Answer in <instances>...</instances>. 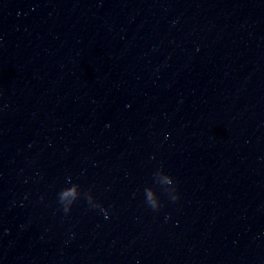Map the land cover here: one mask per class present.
Wrapping results in <instances>:
<instances>
[{"label": "clouds", "instance_id": "obj_1", "mask_svg": "<svg viewBox=\"0 0 264 264\" xmlns=\"http://www.w3.org/2000/svg\"><path fill=\"white\" fill-rule=\"evenodd\" d=\"M63 211L65 214L69 213L71 211V208L67 207V206H64L63 207Z\"/></svg>", "mask_w": 264, "mask_h": 264}]
</instances>
